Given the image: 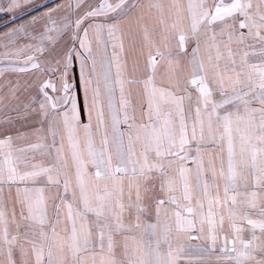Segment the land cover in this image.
Wrapping results in <instances>:
<instances>
[{"label": "snow or ice", "instance_id": "snow-or-ice-1", "mask_svg": "<svg viewBox=\"0 0 264 264\" xmlns=\"http://www.w3.org/2000/svg\"><path fill=\"white\" fill-rule=\"evenodd\" d=\"M0 14V264H264V0Z\"/></svg>", "mask_w": 264, "mask_h": 264}, {"label": "crops", "instance_id": "crops-1", "mask_svg": "<svg viewBox=\"0 0 264 264\" xmlns=\"http://www.w3.org/2000/svg\"><path fill=\"white\" fill-rule=\"evenodd\" d=\"M5 19H8L7 17H4L2 14H0V31L4 30L3 22ZM192 243L195 245L197 241H192Z\"/></svg>", "mask_w": 264, "mask_h": 264}]
</instances>
